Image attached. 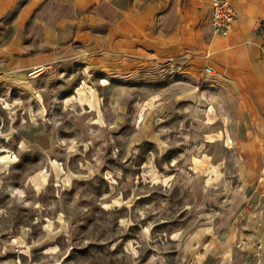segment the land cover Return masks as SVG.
<instances>
[{
    "label": "rangeland",
    "instance_id": "1",
    "mask_svg": "<svg viewBox=\"0 0 264 264\" xmlns=\"http://www.w3.org/2000/svg\"><path fill=\"white\" fill-rule=\"evenodd\" d=\"M91 57L0 66V264H264V137Z\"/></svg>",
    "mask_w": 264,
    "mask_h": 264
},
{
    "label": "crops",
    "instance_id": "2",
    "mask_svg": "<svg viewBox=\"0 0 264 264\" xmlns=\"http://www.w3.org/2000/svg\"><path fill=\"white\" fill-rule=\"evenodd\" d=\"M230 1L237 22L222 37L211 33L209 0H0V66L42 67L78 51L117 74L161 70L264 137V0Z\"/></svg>",
    "mask_w": 264,
    "mask_h": 264
},
{
    "label": "built area",
    "instance_id": "3",
    "mask_svg": "<svg viewBox=\"0 0 264 264\" xmlns=\"http://www.w3.org/2000/svg\"><path fill=\"white\" fill-rule=\"evenodd\" d=\"M236 22L237 12L230 0H209L208 24L213 35L226 36Z\"/></svg>",
    "mask_w": 264,
    "mask_h": 264
}]
</instances>
